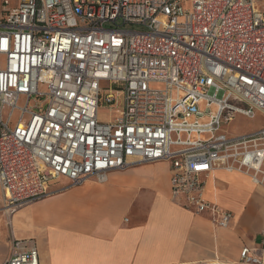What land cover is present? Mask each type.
<instances>
[{
	"label": "built area",
	"instance_id": "built-area-1",
	"mask_svg": "<svg viewBox=\"0 0 264 264\" xmlns=\"http://www.w3.org/2000/svg\"><path fill=\"white\" fill-rule=\"evenodd\" d=\"M0 1L2 211L52 184L103 183L112 170L165 161L170 198L212 223L233 214L205 196L214 171L264 184V7L255 0ZM188 4V8H185ZM115 86V88L113 87ZM120 93L117 113L107 107ZM3 264H39L13 239ZM230 264H264V235Z\"/></svg>",
	"mask_w": 264,
	"mask_h": 264
},
{
	"label": "crops",
	"instance_id": "crops-1",
	"mask_svg": "<svg viewBox=\"0 0 264 264\" xmlns=\"http://www.w3.org/2000/svg\"><path fill=\"white\" fill-rule=\"evenodd\" d=\"M209 181L206 198L233 214L225 228L171 200L165 161L109 171L103 183L60 178L51 194L0 214V264L13 239L33 240L39 264H230L264 235V184L224 169L213 190Z\"/></svg>",
	"mask_w": 264,
	"mask_h": 264
},
{
	"label": "rangeland",
	"instance_id": "rangeland-1",
	"mask_svg": "<svg viewBox=\"0 0 264 264\" xmlns=\"http://www.w3.org/2000/svg\"><path fill=\"white\" fill-rule=\"evenodd\" d=\"M255 1L257 2V4L260 7H264V0H255ZM16 3H17V0H11L10 5L14 6V5H16ZM184 6H185V8H188V4H185ZM113 87L115 88V86H113ZM120 103H121V97H120V93H118V94H116V100L113 103H111V104L105 103L104 106L101 108L102 118H107L109 113L107 112L106 109L108 106H111L113 108V111H112V113H110V115L114 116L117 113V109H118V106L120 105ZM262 126H264V116L257 113L253 118H248V117H245L242 115H237L233 119L232 122L225 125L223 128L226 129L230 134L241 135V134L253 132ZM209 184L213 190V187L215 186L214 182L212 180H210ZM235 189H236V187L233 188V186L228 188V190L225 193L224 192L222 193V197L225 198L226 196H230V194L233 193V190H235ZM2 204H3V200H2V193L0 190V214L1 215L4 213L2 211Z\"/></svg>",
	"mask_w": 264,
	"mask_h": 264
},
{
	"label": "bare ground",
	"instance_id": "bare-ground-1",
	"mask_svg": "<svg viewBox=\"0 0 264 264\" xmlns=\"http://www.w3.org/2000/svg\"><path fill=\"white\" fill-rule=\"evenodd\" d=\"M231 172H240V171H237V170H233V171H231ZM241 173V172H240Z\"/></svg>",
	"mask_w": 264,
	"mask_h": 264
}]
</instances>
